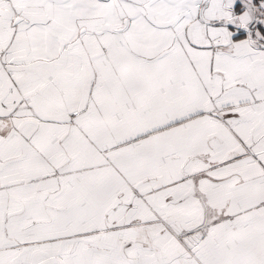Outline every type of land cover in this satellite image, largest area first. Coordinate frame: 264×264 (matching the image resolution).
<instances>
[{"label":"snow or ice","instance_id":"obj_1","mask_svg":"<svg viewBox=\"0 0 264 264\" xmlns=\"http://www.w3.org/2000/svg\"><path fill=\"white\" fill-rule=\"evenodd\" d=\"M0 264H264V0H0Z\"/></svg>","mask_w":264,"mask_h":264}]
</instances>
